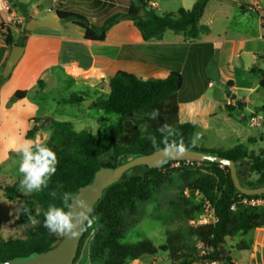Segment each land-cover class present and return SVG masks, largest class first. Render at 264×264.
<instances>
[{
    "label": "trees",
    "instance_id": "16d2710c",
    "mask_svg": "<svg viewBox=\"0 0 264 264\" xmlns=\"http://www.w3.org/2000/svg\"><path fill=\"white\" fill-rule=\"evenodd\" d=\"M117 1V2H116ZM151 0H115L122 10L105 20L92 23L82 12L61 11L58 15L64 22H71L85 31L87 41L102 43L106 40L112 27L123 19H128L141 32L144 41H161L167 31L184 34L187 40H197L202 34L210 31L209 27L201 26L210 0H197L191 10L181 9L177 14L158 15L150 6ZM23 10V8H21ZM15 43L12 35L5 40L13 48L25 45L27 36ZM213 48L212 46H210ZM213 50V49H212ZM158 65H165L153 61ZM185 68L179 65L172 70L167 79L144 80L134 74L120 71L110 79V93L99 97L95 108L119 116L118 121L97 134L89 131H77L71 122L49 120L52 134L47 142L56 154V172L50 177L47 187L40 191L28 192L20 187L21 181L4 189L10 200L18 199L23 193L29 196L27 204L22 209L19 224L27 226L24 238L3 239L0 237V262H6L17 257L29 256L32 253H44L57 247L64 233L50 232L44 227L45 213L52 205L64 207L68 211L70 202L80 189L93 183L96 173L102 167H117L120 160L126 163L140 156L150 155L159 150L187 149L242 162L238 167V177L243 187L259 189L264 187V156L249 152L244 144L232 150L199 148L194 143L198 127L194 124H182L179 119L180 105L194 101L204 91L200 79L191 75L192 62H186ZM253 72V70H252ZM264 89V71L261 72ZM198 93L196 91V86ZM28 91H17L14 101L26 99ZM83 97L73 94L66 102L81 104ZM233 117L237 110L243 109V104L226 106ZM264 114V107L260 110ZM154 116V118H153ZM39 119H37V122ZM168 125L172 132L167 128ZM39 126L27 134L28 139L39 132ZM155 141V142H153ZM179 164L181 167L194 168L198 166L211 167L215 176L204 175L188 184L187 189L192 196H202L209 202L215 213L217 222L207 225H197L195 220L205 209L203 205L188 203L182 208L183 224L168 234L165 244L157 246L151 240L135 243H123L125 238L124 219L136 215L141 203L153 196V188L164 183L163 172ZM258 176L257 180L245 179L244 171ZM69 196L65 207V196ZM264 199V194L249 196L237 190L227 167L218 163L205 161L203 163L172 162L162 169L137 167L126 173L125 177L104 191L103 198L97 203L84 227L76 262L82 254L83 245L92 232V226L97 218H101V226L96 228L90 252L91 264H129L146 256H156L159 253L169 254L172 264H194L198 254L194 243L205 242L214 248L211 258L222 264H233L231 251L226 242L237 236H246L257 229L264 228V206L244 204L243 200ZM233 206L235 210H233ZM172 207L181 208V203L175 201ZM250 250L249 246L240 247Z\"/></svg>",
    "mask_w": 264,
    "mask_h": 264
},
{
    "label": "crops",
    "instance_id": "0c3cea01",
    "mask_svg": "<svg viewBox=\"0 0 264 264\" xmlns=\"http://www.w3.org/2000/svg\"><path fill=\"white\" fill-rule=\"evenodd\" d=\"M10 1L25 25L31 19L56 20L59 9L82 12L94 23L97 20L95 8L104 12L107 8L115 10L118 6L115 0H65L59 4L55 0ZM196 1L151 0L150 6L155 4L151 7L159 12L158 15L177 14L181 9L191 10ZM4 16L0 12V158H8L9 153L15 152L12 141L25 130L21 125L27 122L26 129H29L31 117L39 112L38 103L30 100L29 94L40 82L42 119L59 121L43 106L46 93L49 89L57 90V85L71 92L72 88L81 85V77L107 78L110 89V79L120 71L144 80H164L179 65L185 68L188 61L195 64L191 75L200 79L204 91L194 101L180 105L179 119L182 124L209 127V121L217 117L219 109H224L228 114L226 106L239 103L243 104V109L237 111L243 118L247 119L254 113L262 114L260 110L264 104L257 103L253 95L264 91L261 87V72L264 71V0H210L200 21V25L209 27L210 31L194 41L187 40L184 34L171 31H167L161 41H144L134 23L123 19L110 29L104 42L96 43L85 39L82 28L60 21L58 29L39 28L30 32L24 53L8 78L3 73L12 48L2 38ZM12 36L17 43L23 34L13 33ZM213 68L220 73L218 81L211 79ZM240 77H249L248 85L241 86L238 83ZM195 87L194 93L197 94V85ZM20 90L28 91V96L13 104V97ZM247 110L249 114L245 113ZM203 115L206 125L199 121ZM255 233L257 241L254 249L238 255L231 254L233 264H264V228L257 229ZM140 263V260L131 262Z\"/></svg>",
    "mask_w": 264,
    "mask_h": 264
},
{
    "label": "rangeland",
    "instance_id": "374dc122",
    "mask_svg": "<svg viewBox=\"0 0 264 264\" xmlns=\"http://www.w3.org/2000/svg\"><path fill=\"white\" fill-rule=\"evenodd\" d=\"M122 9L123 7L117 6L115 10L107 8L102 12L103 9L95 8L94 14H96L95 17L99 15L100 20H105ZM155 12L159 14V12ZM81 78V85L78 88H72L71 92H68L61 85L56 86L58 88L57 90L49 89L44 97L43 106L46 111L50 112L59 121L71 122L77 131L86 130L92 134H97L105 128L114 125L118 121L119 116L114 113H107L94 106L99 97L107 96L110 93L108 79ZM248 79L249 77H240L238 83L241 86H246L249 83ZM72 94H78L84 100H93L94 105L86 106L83 103L68 104L66 102L68 100L67 98H70ZM253 96L257 103L264 104L263 90ZM29 98L38 103L40 110L36 115L31 117L32 123L29 129H26L27 122L23 126L21 125V128L25 127V130L19 133L16 139L31 140L33 143L38 141L47 143L51 137L52 130L49 122L50 119H42L41 116L42 82H40L36 89L30 92ZM62 99L65 100L62 101ZM16 102L13 100V104ZM199 106H202V104ZM245 113L249 114L250 112L247 110ZM257 114L254 113V115ZM229 115V111L227 114L224 109H219L217 111V117L209 121V127L199 126L194 136L195 145L199 148L228 151L238 145L244 144L249 152L264 156V126L251 127L248 120L249 117L244 119L240 111H236L233 117L231 115L229 117ZM203 117L204 115L199 118V121L206 125L207 121ZM37 119H39L38 122ZM36 126H39V132L33 138L28 139L27 134ZM21 159V155L16 151L9 153L8 158H0V237L5 240L24 238L27 228V226H21L18 222L21 219V211L27 204L29 196L23 193L18 199L10 200L4 192L6 187L13 186L18 181H22L23 174L19 172ZM215 174V169L211 167L198 166L188 168L181 167L179 164L164 171V183L160 187L153 188V196L151 199L140 204L139 211L136 215L127 216L124 219L125 238L122 242L135 243L142 240H151L157 246L165 244L168 239V234L180 229L184 223L182 208L188 204L185 197L190 200L191 205H203L205 211L195 220V223L199 225L198 221L203 219L201 216L209 215V210H206L204 198L198 194L192 196L187 186L191 181L201 178L204 175L215 176ZM244 177L250 181H255L258 178L256 174H251L248 168L244 171ZM183 193L185 197L182 195ZM175 201L181 203V208L175 209L172 207ZM98 226H101V218L95 220L92 226V232L83 245L81 257L75 264H91L89 260L90 246ZM255 232L256 230L246 236H237L228 239L226 242L228 250L233 255L241 254L242 251L251 252L256 246L257 238ZM196 245L197 242L196 244L194 243V246ZM246 246H249L250 250H246V248H242L243 250L240 249V247ZM247 259L245 258V260ZM140 262V264H172L169 254L166 253H159L153 257H143ZM98 264H102V262Z\"/></svg>",
    "mask_w": 264,
    "mask_h": 264
},
{
    "label": "water",
    "instance_id": "95a60500",
    "mask_svg": "<svg viewBox=\"0 0 264 264\" xmlns=\"http://www.w3.org/2000/svg\"><path fill=\"white\" fill-rule=\"evenodd\" d=\"M60 21L62 20L59 15H57V19L53 21L31 19L26 24V30L28 32H33L39 28L58 29L60 27ZM24 50L25 48L23 46H15L12 48V52L3 73L5 78L10 76L14 66L22 57ZM211 79L213 81H218L220 79V73L216 68L212 69ZM82 103L86 106L94 105L93 100H84ZM180 150L181 149L167 148L150 155L137 157L126 163H122V158L117 167H102L96 173L93 183L81 188L76 197L70 202L68 211L73 215L75 226L71 233H64L63 239L57 247L48 252H35L29 256L17 257L6 262H0V264H75L84 237V227L88 223L90 215L97 203L103 198L104 191L121 181L127 172L137 167L162 169L172 162L203 163L209 161L227 167L231 172L235 187L242 194L249 196L264 194V187L250 189L242 186L238 177V167L242 165V162H234L233 160L219 155H212L200 151ZM166 152L167 155H165ZM81 201L86 203V209L81 205Z\"/></svg>",
    "mask_w": 264,
    "mask_h": 264
},
{
    "label": "clouds",
    "instance_id": "9594fccd",
    "mask_svg": "<svg viewBox=\"0 0 264 264\" xmlns=\"http://www.w3.org/2000/svg\"><path fill=\"white\" fill-rule=\"evenodd\" d=\"M162 128H167L172 132L168 125H164ZM12 146L22 157L19 166V172L23 174L20 183L21 189L34 192L47 187L50 177L56 172L57 158L55 152L48 147L46 142L33 143L31 140L22 138L14 139ZM165 155H167V152ZM69 199L70 197L66 195L65 207H67ZM81 205L85 209L87 208L85 202L81 201ZM73 220L70 211H65L64 207L52 205L45 213L44 227L54 233H71L75 226Z\"/></svg>",
    "mask_w": 264,
    "mask_h": 264
},
{
    "label": "built area",
    "instance_id": "2783aa9c",
    "mask_svg": "<svg viewBox=\"0 0 264 264\" xmlns=\"http://www.w3.org/2000/svg\"><path fill=\"white\" fill-rule=\"evenodd\" d=\"M65 0H55L57 4L63 2ZM155 4H151L154 6ZM0 12L4 13L5 16L2 19V28L1 34L4 40L7 39L8 36L15 34H23L26 30V25L20 18L19 11L15 6L12 5L10 0H2L0 4ZM251 127H259L264 126V114L252 115L248 118ZM244 204H248L251 206H264V199H253V200H243ZM206 210H209V215L201 216V221H198L199 225H207L211 223L217 222V218L215 216L214 211L211 208L209 202L205 201ZM235 210V207L232 208ZM198 260L194 264H222V262L218 260H214L211 258L212 253L214 252V248L212 246L207 245L203 241H199L196 245Z\"/></svg>",
    "mask_w": 264,
    "mask_h": 264
}]
</instances>
